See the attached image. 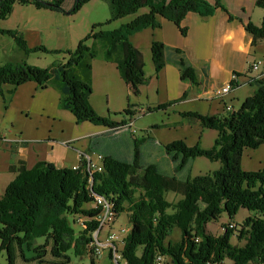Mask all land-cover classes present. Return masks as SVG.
<instances>
[{
    "label": "trees",
    "instance_id": "trees-1",
    "mask_svg": "<svg viewBox=\"0 0 264 264\" xmlns=\"http://www.w3.org/2000/svg\"><path fill=\"white\" fill-rule=\"evenodd\" d=\"M65 1L0 0V21L10 17L15 5L73 16L93 0H73L70 9L64 8ZM107 1L111 10L109 20L94 24L74 51L48 50L41 45L30 48L22 33L0 29V34L10 36L26 56L37 51L67 56L65 62L46 69L24 61L0 66V96L6 85L16 89L33 82L44 90L53 83L59 93L58 108L69 111L77 123H90L109 129V133H119L126 120L117 123L101 117L91 106L93 60L101 58L115 63L130 92L139 95L149 80L144 55L130 38L146 29L161 28L160 18L174 23L186 35L187 30L181 24L189 13L210 18L219 9L227 12L219 0ZM255 5L264 12V0H256ZM143 9L146 11L140 13ZM131 15L134 18L118 29L104 30L112 22ZM247 30L252 34L253 44L264 40V18L260 27L249 23ZM171 51L175 60L168 58ZM150 52L156 73L167 63H173L182 81L191 85L199 82V75L184 51L153 41ZM231 85L238 88L236 82ZM254 85L255 93L237 111L232 109L215 116L180 113L184 123L216 130L218 138L210 149L200 144L190 147L182 140L164 145L165 154L173 162L174 175L163 173L157 164L143 163L140 151L144 139L133 141V156L128 161L104 154L92 138L90 150L103 153V165L93 173L83 158L77 169L56 167L46 161L31 169L23 164L13 166L11 171L16 177L0 197V254H6L8 264H17L18 257L28 261L25 250L36 252L37 258L51 253L57 259L53 264H69L67 254L72 251L75 257L88 255L91 264H96L89 244L93 238L98 239L99 209L93 197L99 196L107 198L106 220L115 221L122 213L128 215L130 233L122 250L126 264H156L158 256L170 259L171 264H223L225 260L232 264H264V170L241 169L245 150H258L264 145V79ZM174 103L153 110H165ZM131 109L129 104L124 110L129 118L134 115ZM199 157L218 162L221 168L204 176L177 177L189 171ZM171 192L181 199L167 200L166 195ZM90 203L94 206L88 209ZM241 209L251 214L239 228L232 229L228 223L219 236L207 229L209 223L218 222L224 213L233 221ZM80 216L87 218L82 227L77 222ZM175 228L181 231V241L172 244L168 239ZM234 238L240 245L233 244ZM35 239H44V244L35 246Z\"/></svg>",
    "mask_w": 264,
    "mask_h": 264
},
{
    "label": "crops",
    "instance_id": "crops-1",
    "mask_svg": "<svg viewBox=\"0 0 264 264\" xmlns=\"http://www.w3.org/2000/svg\"><path fill=\"white\" fill-rule=\"evenodd\" d=\"M210 1L211 3L216 2V0ZM219 1L227 12L219 9L216 14L210 18H202L192 12L189 13L181 24V27L187 30L186 35L180 33V29L177 25L162 18H160L161 28L146 29L140 32L145 33L147 39L149 38V51L153 41H159L170 49L176 48L184 51L187 58L191 61V65L199 75V82L195 85L182 81L180 79V71L173 63H167L162 71L156 73L152 57L151 60L147 61L145 53L141 50L139 43L136 44L131 42L135 48L139 49L144 54L146 77L149 80V83L146 86L144 85L140 90V94H145L147 97L148 93L152 91L159 97L155 101L148 102L149 109L150 107L154 108L169 102H175L176 104L168 107L170 111L177 113V116L180 118L178 122L172 124L174 127L189 126V124L184 123L180 113L190 111L204 114L205 116L224 115L226 113L225 108L227 107L233 106L232 109L235 110V105L232 102L233 100L238 103V110L241 108L246 98L249 96L251 97L256 91V89H251L254 84L251 85L247 83L246 75H248L250 63L252 64L258 60H264V40H259L253 44V37L247 30V25L252 23L254 26L260 27L262 18H264V12L262 9L256 7V0ZM17 6L18 5H15L14 12H12L6 21L14 17ZM21 7L25 8H20L22 12L20 15L18 14L17 19H21V21L17 23L16 27L3 28V26H0V29L16 30L22 33L29 46L33 45L31 43L42 42L45 35L48 33L46 27L39 19V17L42 16V11L37 8H35V11L31 9L33 8L31 6ZM148 48H146V51ZM174 57L171 51L168 54L169 60H175ZM92 67V90L94 93L96 92V94L107 96L108 102L111 105V100H113V103L116 105L122 102L125 95H128V93L131 94L130 88L120 78V73L115 63L105 62L101 58H98L93 60ZM234 78L237 79L238 88H234L223 100L212 98L211 92L214 89L231 84ZM28 84H30L29 86L35 92H39L40 89L36 83L31 82L24 85L26 86ZM20 87L14 89L13 86L6 85L2 87L3 94L0 96V197L3 192H5L6 187H8L16 177V174L11 171L13 166L18 167L20 164H23L26 168L31 169L36 163L43 161L49 162V159H47L48 150H46L45 153V148H42L43 144H39L37 138L25 136L23 129L17 127L10 119L11 113L17 110L18 90ZM49 88L54 89V87L51 86L44 90ZM13 90L14 94L12 95L11 92ZM55 92L57 91L55 90ZM160 96H162V98ZM43 99L45 100L44 97L41 98V100ZM96 104L97 102L92 94L91 106L96 107ZM46 105L47 104H43V107ZM131 110L134 114L133 109ZM94 126L96 127L92 128L90 133L86 134L88 137L86 136L87 142L85 147L77 149L78 151H76L75 158L71 156L69 160L66 159V157L60 160L62 153L59 151V153L57 152L56 155L53 156L52 151L54 152V147L52 145L49 153L51 157L50 162L60 168L68 167L73 169L80 164V153H98V155H101L100 161H102L103 153H100L98 150H90V140L92 138L95 144L99 145L98 147L102 149L104 154H112L115 157L127 159L128 161L131 160L133 156L132 142L134 140L144 139L145 142L146 140L153 142V138L150 137L134 138L129 129L119 133L113 132L114 134H112L109 133V129L107 128L97 125ZM167 126H169V124L162 125V127L165 128ZM126 133H129V135H126ZM145 142L141 145L140 151L143 160L144 156L147 160L153 159L157 155L160 157L159 149H157L155 144H152L151 147L143 151L142 146ZM72 151L73 150H68L69 157L73 155ZM162 152L164 153L163 159L168 160L169 165L171 164L173 169V162L168 158L164 150ZM70 162L72 163L70 164ZM68 163L70 165H68ZM143 163L148 165L145 161H143ZM100 168L101 165L98 166V169ZM177 201L178 200H172V202Z\"/></svg>",
    "mask_w": 264,
    "mask_h": 264
},
{
    "label": "rangeland",
    "instance_id": "rangeland-1",
    "mask_svg": "<svg viewBox=\"0 0 264 264\" xmlns=\"http://www.w3.org/2000/svg\"><path fill=\"white\" fill-rule=\"evenodd\" d=\"M72 5L73 0H66L63 6L66 9H70ZM31 7H33L31 9L36 11L34 6ZM16 8L17 11L15 12L14 17H11L8 21H0V26H3V28L16 27L17 23L21 21V19H17L18 14L20 15L22 12V9L20 8L25 7L18 5ZM39 10L42 11V16H40L39 19L46 27V31L48 33L45 35L42 42L39 41V43H31L33 45L28 46L32 48L41 45L48 50L56 51H74L77 47V44H79V42L89 34L93 25L98 23H106L109 20L111 14L110 6L107 0H93L90 3L84 5L82 9L73 16L57 13L54 11L42 9ZM145 11L146 9H143L140 11V13ZM27 15L30 16L29 14ZM133 18L134 17L131 15L119 21L116 20L110 25H107L104 30L118 29L121 25L129 22ZM130 40L136 44L139 43L141 50L145 53L146 60H151L152 56L148 48L149 38L147 39V35L145 36V33H140L135 37L130 38ZM92 44L93 41H90L88 45L91 46ZM146 48H148L147 51ZM66 58L67 56L65 54H46L42 53L41 51H37L35 53H31L29 56H26L25 53L17 48V46L14 44V40L10 36L0 34V66L5 65L8 62L18 63L24 61L25 64L30 66H38L41 69H46L52 64H60L65 62ZM122 83L124 82L122 81ZM29 85L30 84L26 86L24 85L18 90L19 97L17 99V110L11 113L10 119L17 127L23 129L25 136L37 138L39 140V144H43L42 148H45V153L46 150H48L47 159H49V162L51 161L49 153L52 145L54 147V152L52 151L53 156L56 155L57 152L59 153V151L62 153L60 160L64 159V157L69 160L71 156L72 158H75L77 153L76 151H78L77 149H82L85 147L87 142L86 138L88 137L86 134L90 133L91 129L96 126L84 122L77 123L75 117L70 114L69 111L60 110L58 108V93L55 92L54 89L49 88L47 90H39V92H35ZM51 86H53V83H50L48 87ZM256 88L257 87L255 85L251 87L253 90ZM92 94L97 102L96 107L93 108L99 114V116L111 118L117 123L121 122L122 120L130 119L129 116L124 114V110L130 104L134 113L137 114L136 119L134 120V128L136 129L137 134L133 137L153 138V142L146 140L145 144L142 146V149L145 151L151 147L152 144H155L157 149H159L158 151L160 152V157L157 155L155 158L147 160L144 156L143 161H145L146 164H157L163 173L174 175L173 169L171 167L172 165H169L168 160L163 159L164 153L162 152V145L169 144L173 141L175 142L182 140L185 141L190 147L200 144V146L204 149H210L214 145L216 138H218V131L216 130H204L199 126L174 127L172 124L178 122L180 118L177 116V113L170 111V108L168 107L165 110H153L155 107H150V111L148 112V102L155 101L159 98L155 95V92L150 91L147 97L145 94L134 95L133 93H128V95H125L122 102L117 103L116 105L113 103V100H111V105L108 102L107 96L105 95L102 96L100 94H96V92H93ZM42 97L45 98V100L43 99L44 101L41 100ZM160 97L162 98V96ZM232 102L235 105V110H237L239 106L238 103L235 100ZM43 104L47 105L43 107ZM137 108H143L144 113L138 115V111L135 110ZM163 124H169V126L165 128L162 127ZM126 135H129V133H126ZM67 149L73 150V155H70V157ZM71 163L72 162H70V164ZM70 164L68 163V165ZM100 165H103L102 161H100ZM189 168V171L185 170L177 177L185 178L187 174H189L191 177H196L199 175L204 176L221 168V164L218 162H211L204 157H199L193 162L192 167ZM241 169L248 172H256L261 169L264 170V145L258 150H245L243 153ZM166 199L169 201L179 200L181 199V196L171 192L167 193ZM93 206V203H90L87 205V208L91 209ZM250 214L251 213L247 211V209H241L235 216L234 220L231 221L227 214L224 213L218 222L215 221L209 223L207 229L212 234L219 236L223 233L222 228L226 227L228 223L237 225L239 228V226L243 224L245 218ZM126 225L129 227L131 226L129 224L127 213H122L116 219L113 231H118L122 226ZM75 228L78 229L76 226ZM168 241H171L172 244L180 242L181 231L178 228H175ZM232 242L235 245H240L237 238H234ZM34 244L35 246L44 244V239H35ZM24 254L28 261L18 257L17 264H53V261H57V259H54L51 256V253H47L41 258H37V254L34 251L30 252L25 250ZM73 254L74 253L72 251L67 254V256L70 258L69 264H91L90 257L88 255L81 258L75 257ZM109 255V252L106 251V253L99 257L98 260L95 259L96 264H115L113 261H111ZM35 257L37 259H34ZM0 264H8L6 261V254L4 252L0 254ZM164 264H171L170 259L165 258ZM223 264L232 263L230 260H225Z\"/></svg>",
    "mask_w": 264,
    "mask_h": 264
},
{
    "label": "built area",
    "instance_id": "built-area-1",
    "mask_svg": "<svg viewBox=\"0 0 264 264\" xmlns=\"http://www.w3.org/2000/svg\"><path fill=\"white\" fill-rule=\"evenodd\" d=\"M264 79V60H258L254 63H250L249 66V73L246 75V81L249 84H254L256 81ZM237 83V79L234 78V81ZM238 85V83H237ZM234 87L231 84H228L222 88H216L211 92V96L214 99L223 100L229 93L232 92ZM138 111V115L144 113L143 108L135 109ZM232 110V107L225 108L226 112ZM135 116L130 117L129 120H126V124L124 127L119 128L120 131H124L129 129L132 133V136L137 134L136 129L134 128V120L136 119L137 114L134 113ZM100 157L101 155L96 154H89V153H80V162L81 159L88 162V170L91 173L98 171V165H100ZM79 166V165H78ZM78 166L74 167L73 169H77ZM94 198V205L99 209V215L97 216L96 220L99 223L98 225V239L93 238V240L89 244V250L92 256L98 259L106 251L109 252V258L115 264H126L125 260L122 257V250L124 247V240L127 239L130 233L129 226H122L118 231H113V227L116 223L112 220H106V210H107V198L105 197H93ZM77 222L79 226H83L87 222V218L85 217H78ZM230 228L237 229L238 226L230 223ZM104 232V234H103ZM164 257L158 256L156 258V264H164Z\"/></svg>",
    "mask_w": 264,
    "mask_h": 264
},
{
    "label": "bare ground",
    "instance_id": "bare-ground-1",
    "mask_svg": "<svg viewBox=\"0 0 264 264\" xmlns=\"http://www.w3.org/2000/svg\"><path fill=\"white\" fill-rule=\"evenodd\" d=\"M109 215H111L112 214V212L111 211H109V213H108ZM107 218V217H106ZM110 219V218H109ZM111 220V219H110Z\"/></svg>",
    "mask_w": 264,
    "mask_h": 264
}]
</instances>
